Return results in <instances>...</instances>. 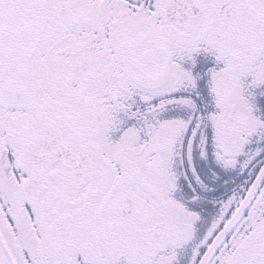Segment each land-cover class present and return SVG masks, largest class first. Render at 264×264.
<instances>
[{"label": "snow or ice", "instance_id": "1", "mask_svg": "<svg viewBox=\"0 0 264 264\" xmlns=\"http://www.w3.org/2000/svg\"><path fill=\"white\" fill-rule=\"evenodd\" d=\"M0 264H264V0H0Z\"/></svg>", "mask_w": 264, "mask_h": 264}]
</instances>
